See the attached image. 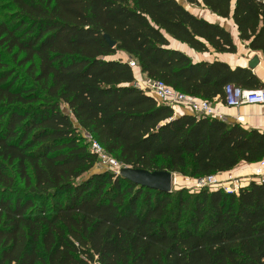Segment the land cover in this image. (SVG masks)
Wrapping results in <instances>:
<instances>
[{"label":"trees","instance_id":"16d2710c","mask_svg":"<svg viewBox=\"0 0 264 264\" xmlns=\"http://www.w3.org/2000/svg\"><path fill=\"white\" fill-rule=\"evenodd\" d=\"M184 1L230 16L231 0ZM232 18L261 47L264 2L235 0ZM168 36L236 50L178 0H0V264H264V179L163 192L89 173L83 132L124 166L195 179L264 156L263 131L175 116L134 85L128 61L107 59L123 51L146 77L209 101L228 83L264 88L250 68L194 62Z\"/></svg>","mask_w":264,"mask_h":264},{"label":"crops","instance_id":"0c3cea01","mask_svg":"<svg viewBox=\"0 0 264 264\" xmlns=\"http://www.w3.org/2000/svg\"><path fill=\"white\" fill-rule=\"evenodd\" d=\"M188 11L197 17H202L205 20L218 23L220 26L228 30L231 34L233 43L235 44V52H215L211 47L208 51L198 52L190 48L186 43L180 42L170 36H168L169 47L181 50L186 53L194 62L196 61H213L222 60L227 62L232 68L236 66L248 67L253 73L259 78L264 84V30L260 39L261 47L251 48L249 43L251 39L242 40L239 37L237 25L232 18V11L234 8L235 0H231L230 4V16L221 17L212 13L210 10L205 8L202 4L192 5L184 0H178ZM264 26V21L260 20L257 29ZM121 59L128 61L129 56L123 52L118 51L115 54L108 56L107 59ZM257 60V64L254 67H249V62ZM146 75L140 71V69H134V82L145 78ZM135 84V83H134ZM216 110L221 114V119L230 122L238 123L244 128H253L264 132V104H243L240 106H227L222 101H214ZM174 115L178 116L181 114H191L190 109L185 106H174L172 107ZM256 163L249 164L241 162L233 169L219 173L216 175L217 180L222 184H233L237 183L238 186L246 185L250 180H258V177L254 175ZM176 182L180 184L195 185V178L185 177L175 174Z\"/></svg>","mask_w":264,"mask_h":264},{"label":"built area","instance_id":"2783aa9c","mask_svg":"<svg viewBox=\"0 0 264 264\" xmlns=\"http://www.w3.org/2000/svg\"><path fill=\"white\" fill-rule=\"evenodd\" d=\"M264 2V0H260ZM130 67L138 69L136 62L132 59L128 60ZM135 86L149 92L160 103L170 107L177 105L185 106L190 109L191 114L197 116H211L221 119V114L216 110L214 101L197 98L181 91L175 90L162 80L150 79L145 77L134 82ZM224 97L223 104L227 106H240L243 104H264V88L247 89L234 84L228 83L223 88ZM82 135L86 139L89 151L97 158V165L112 169L119 174L120 169L124 166L122 163L114 159L108 154L101 144L95 140L89 133L83 132ZM254 175L259 180L264 179V156L256 163ZM195 185L200 187L223 188L225 191H237L239 186L237 183L222 184L217 180L216 175H206L195 179Z\"/></svg>","mask_w":264,"mask_h":264},{"label":"water","instance_id":"95a60500","mask_svg":"<svg viewBox=\"0 0 264 264\" xmlns=\"http://www.w3.org/2000/svg\"><path fill=\"white\" fill-rule=\"evenodd\" d=\"M105 40L110 46H113L115 42L109 38L107 34H104ZM257 64V60L249 62V67H254ZM119 174L129 179L130 181L146 186L149 188L158 189L163 192H170L172 190L175 173L168 170H153L149 171L142 168H133L129 166H123Z\"/></svg>","mask_w":264,"mask_h":264},{"label":"rangeland","instance_id":"374dc122","mask_svg":"<svg viewBox=\"0 0 264 264\" xmlns=\"http://www.w3.org/2000/svg\"><path fill=\"white\" fill-rule=\"evenodd\" d=\"M64 110H66V109L64 108ZM104 170H111L112 172H114L112 169H107L105 167L102 168L99 165L94 164V166L91 168V170L89 171V173H91V172H100V171H104ZM172 187H173V189H178V188L185 187V188L192 189V190H195V189L198 188L196 185L193 186V185H190V184H183V185L180 184L179 185V182L178 181L176 182V177L174 178Z\"/></svg>","mask_w":264,"mask_h":264}]
</instances>
